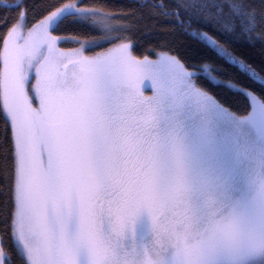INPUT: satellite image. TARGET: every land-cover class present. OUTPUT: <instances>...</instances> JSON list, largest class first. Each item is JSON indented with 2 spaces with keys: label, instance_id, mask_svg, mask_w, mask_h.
I'll use <instances>...</instances> for the list:
<instances>
[{
  "label": "snow or ice",
  "instance_id": "1",
  "mask_svg": "<svg viewBox=\"0 0 264 264\" xmlns=\"http://www.w3.org/2000/svg\"><path fill=\"white\" fill-rule=\"evenodd\" d=\"M136 3L142 11L126 24L113 23L125 13L77 0L31 27L23 0L6 5L22 11L0 50V114L11 131L0 264H12L8 242L21 264H264V95L171 49L138 60L131 35L137 21H167L264 82L213 34L264 44V0ZM69 18L96 34L56 35ZM94 49L103 51L86 55ZM146 70L152 97L139 86ZM201 73L242 93L251 111H232Z\"/></svg>",
  "mask_w": 264,
  "mask_h": 264
},
{
  "label": "trees",
  "instance_id": "2",
  "mask_svg": "<svg viewBox=\"0 0 264 264\" xmlns=\"http://www.w3.org/2000/svg\"><path fill=\"white\" fill-rule=\"evenodd\" d=\"M71 1L77 0H23V5L28 9V24L29 27L34 22L46 16L50 11H54L56 7L61 4H66ZM17 0H0V50H2V38L7 33L9 27L16 22L17 17L20 15L22 8L7 7L6 5H15ZM82 7H97L101 11L108 13H125L121 19H118V24H126L134 16H139L141 9L139 8L136 0H79ZM7 18L8 23L3 24L2 21ZM69 18L56 35L59 36H76L81 39L95 35L87 26L80 24H73ZM138 28L131 33L132 39L137 41L133 55L137 58L156 57V52L168 51L171 49L170 54L178 55L183 61L189 65H195L197 68L204 61L211 62L216 69H219L215 74L218 78L224 81H233L238 85L244 86L247 89L258 92L264 95V82H257L248 73L242 72L238 65L228 62L223 57L208 47L206 43L201 42L198 37H192L181 31L171 32L168 30L167 21L153 22L151 20L137 21ZM148 24V29L145 30L144 24ZM211 31V30H210ZM217 35L220 42L224 43L233 54L252 65L261 76H264V44L257 43L255 46L246 43L243 40L236 41L227 36ZM64 47H74L75 43H62ZM103 49H94L89 53L96 55L97 52ZM200 83L203 84L211 93H213L220 101L228 106L232 111L239 115H247L251 111L248 100L246 97L232 89L224 86V83H213L201 73ZM11 146V131L6 128V121L2 114H0V163L3 162L2 149ZM7 189L3 177H0V222L3 221L5 215L10 212L11 203L6 195ZM5 252L12 257V264H21L17 256L16 249L8 242Z\"/></svg>",
  "mask_w": 264,
  "mask_h": 264
},
{
  "label": "rangeland",
  "instance_id": "3",
  "mask_svg": "<svg viewBox=\"0 0 264 264\" xmlns=\"http://www.w3.org/2000/svg\"><path fill=\"white\" fill-rule=\"evenodd\" d=\"M68 3H77V1H71V2H68ZM68 3H66V4H68ZM79 6H80V4H79ZM80 7H82V6H80ZM82 8H83V7H82ZM113 23L118 24V21H117V20H116V21H113ZM58 47H59L62 51H64V52H70V51H72L73 49L78 48L79 45L76 44V46H74V47H68V48H67V47L62 46V43H60V44L58 45ZM86 55L93 56L92 53H89V52H87ZM136 59H138V60H143L144 57H143V58H137V57H136ZM148 59H149V60H152V61H155V60L158 59V57H157V56H156L155 58H152V57L149 58V57H148ZM69 71H71V65L69 66ZM148 74H149L148 70H146V71L142 74V79H141V81H140L139 86H140V89H141V91H142V93H143V96H145V97H152V96L154 95V89H153V88H150V87H147V85H150V84H151V81L148 79ZM32 83H35V81L33 80ZM34 106H38V105L34 104ZM145 222H146V218H145ZM141 234H142V232H141L140 230H138V238H139V236H140Z\"/></svg>",
  "mask_w": 264,
  "mask_h": 264
}]
</instances>
